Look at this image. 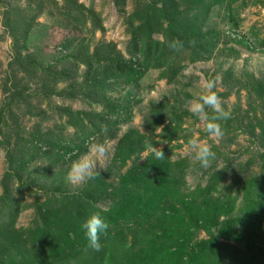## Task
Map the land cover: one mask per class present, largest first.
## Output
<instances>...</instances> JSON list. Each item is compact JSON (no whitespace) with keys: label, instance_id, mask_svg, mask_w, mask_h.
<instances>
[{"label":"trees","instance_id":"1","mask_svg":"<svg viewBox=\"0 0 264 264\" xmlns=\"http://www.w3.org/2000/svg\"><path fill=\"white\" fill-rule=\"evenodd\" d=\"M114 2L122 12L124 1ZM240 2L245 0H135L124 20L128 58L111 44L92 52L76 49L71 58L85 68L80 81L39 66L28 43L35 21L46 10L90 36L104 32L92 7L77 0H26L24 6L4 7L1 25L12 55L2 110L9 119L6 133L0 128L6 165L0 181V264H74L91 257V264H264V173L238 185H222L224 172H213L205 186L190 189L187 159L151 156L119 172L149 148L137 131L119 136L133 119L130 90L140 88L150 71L174 83L189 64L237 54L226 47L227 37L211 12L221 9L236 31L232 10ZM238 39L230 40L250 48L245 37ZM174 41L182 47H170ZM32 83L37 89L29 95L21 86ZM248 86L258 98V88ZM124 92L125 97L116 98ZM53 97L81 100L86 109L51 105ZM42 103L61 123L26 131L13 106L23 104L28 114L36 110V117L46 119ZM206 112L215 115L211 109ZM183 117L160 113L162 123L167 122L159 134L162 142L179 138ZM216 122L223 129L229 119ZM258 126L263 137L264 124ZM115 140L111 166L118 169L108 167L94 181L73 189L65 180L70 163L91 144ZM29 209L31 224L18 227L20 215ZM95 213L108 224L99 252L87 246L80 227Z\"/></svg>","mask_w":264,"mask_h":264},{"label":"rangeland","instance_id":"2","mask_svg":"<svg viewBox=\"0 0 264 264\" xmlns=\"http://www.w3.org/2000/svg\"><path fill=\"white\" fill-rule=\"evenodd\" d=\"M77 1L94 9L104 32L90 36L74 28L60 15L46 10L35 21L28 43V48L39 66L48 68L54 73H63L68 76L69 81H80L85 73V68L78 60L71 58V54L76 49L82 51L85 48L92 52L95 47L111 44L128 58L126 47L129 35L124 20L132 13L135 3V0H123L124 10L120 12L114 0ZM25 3L26 0L0 1V128L4 134L9 119L6 114L2 115V110L4 111V99L7 96L5 89L9 86L7 68L12 55V43L1 25V13L5 6L14 4L24 6ZM232 14L238 19L236 31H232L221 9L215 8L211 12V17L215 20L218 29L227 37L226 47L233 49L237 54L222 56L209 62L189 64L174 83L160 78L157 71H150L142 79L140 88L130 90L129 100L133 104V119L130 124L122 126L119 136L132 129L146 138L149 148L133 157L125 168L120 169V174H123L133 163L141 164L151 156H155L153 148L161 151L171 162L188 160L189 169L185 180L190 189L197 185L205 186L209 174L213 172H224L222 185H238L249 176L254 177L264 173V134L263 137L260 135L261 130L258 126L260 123L264 124V0L240 2L233 7ZM153 37L161 39L157 35ZM238 37H245L250 48L230 40ZM217 77L219 81L211 91L217 95L221 107L231 114L228 124L222 129V137L218 139L209 137L205 131V123L187 111L188 102L208 94V90L204 87L205 83ZM256 81L259 82V86L256 85ZM251 83L260 92L258 98L248 86ZM23 86L22 89L29 95L37 89L33 83ZM64 86V83L59 84L58 89ZM226 94L229 95L224 97ZM125 95L126 92L117 95L116 98ZM51 105L69 107L73 110L86 109L81 100L70 101L58 97L51 98ZM13 108L14 116L19 118L21 127L26 131L35 126L46 129L61 123L46 103H42L40 109L46 119L36 117L37 112H34L36 110L28 114L23 104L20 105V109L16 105ZM165 112L186 115L178 130L179 138L171 143L162 142L159 138L161 130L167 124V122L162 123L160 119V113ZM2 136L0 132V141ZM190 140L210 146L215 158L210 162L209 167L202 168L186 153L185 145ZM116 144L117 140L102 145L105 155L99 161L102 168L98 169L100 173L106 171L108 167L112 168L111 161ZM5 166L4 150L0 146V181ZM115 169H118L117 166ZM115 169L112 168L116 171ZM83 185L72 188L76 190ZM32 219L33 211L31 209L24 211L17 221V226L27 227ZM200 238H205V235L201 234ZM93 258L80 260L74 264H91Z\"/></svg>","mask_w":264,"mask_h":264},{"label":"clouds","instance_id":"3","mask_svg":"<svg viewBox=\"0 0 264 264\" xmlns=\"http://www.w3.org/2000/svg\"><path fill=\"white\" fill-rule=\"evenodd\" d=\"M170 47H182L179 41H174ZM219 81V77L215 80L207 81L204 87L208 90V94L201 95L198 100H192L187 104V111L193 116L198 117L205 123V131L209 137L220 138L223 135L221 125L216 121H223L230 119V112L221 107L217 95L211 90ZM206 108L211 109L215 115L209 116ZM185 151L188 153L194 162H198L202 168L209 167L210 162L215 158L214 153L210 150V146L206 143H197L195 140H190L185 145ZM153 154L156 158L163 156L161 151L153 148ZM105 155V149L102 145L93 143L90 145L88 151L73 160L65 177L66 182L72 187H77L94 181L97 175H100L98 169L100 167L99 161ZM218 170V169H217ZM85 238L88 241L87 246L95 251H101V236L106 234L108 224L101 217L99 213L92 214L80 225Z\"/></svg>","mask_w":264,"mask_h":264}]
</instances>
